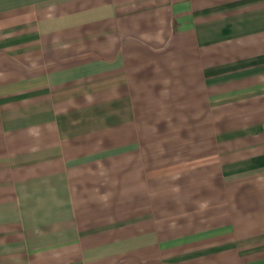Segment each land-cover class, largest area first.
Segmentation results:
<instances>
[{"label": "crops", "instance_id": "0c3cea01", "mask_svg": "<svg viewBox=\"0 0 264 264\" xmlns=\"http://www.w3.org/2000/svg\"><path fill=\"white\" fill-rule=\"evenodd\" d=\"M0 264H264V0H0Z\"/></svg>", "mask_w": 264, "mask_h": 264}]
</instances>
